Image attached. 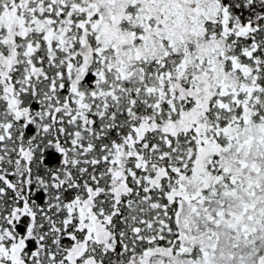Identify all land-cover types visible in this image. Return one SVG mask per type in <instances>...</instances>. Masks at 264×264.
<instances>
[{"label": "snow or ice", "instance_id": "snow-or-ice-1", "mask_svg": "<svg viewBox=\"0 0 264 264\" xmlns=\"http://www.w3.org/2000/svg\"><path fill=\"white\" fill-rule=\"evenodd\" d=\"M0 264H264V0H0Z\"/></svg>", "mask_w": 264, "mask_h": 264}]
</instances>
